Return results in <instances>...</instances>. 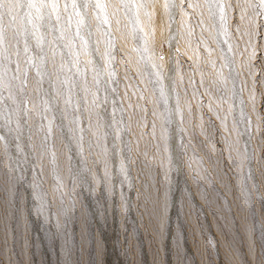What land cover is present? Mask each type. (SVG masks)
Segmentation results:
<instances>
[{"label":"rangeland","instance_id":"rangeland-1","mask_svg":"<svg viewBox=\"0 0 264 264\" xmlns=\"http://www.w3.org/2000/svg\"><path fill=\"white\" fill-rule=\"evenodd\" d=\"M57 2L0 22V264H264L259 0Z\"/></svg>","mask_w":264,"mask_h":264},{"label":"snow or ice","instance_id":"snow-or-ice-1","mask_svg":"<svg viewBox=\"0 0 264 264\" xmlns=\"http://www.w3.org/2000/svg\"><path fill=\"white\" fill-rule=\"evenodd\" d=\"M121 4L124 8L129 10L135 6L131 3L125 2V0H121ZM90 6L100 9H104L106 7V5L100 3L99 0H96L94 4H92V0H83L82 3H79L78 0H70V3L64 4L65 11H67L70 7L77 15H79L78 9H88ZM258 7L264 9V0H259ZM25 9H27L25 14L29 17V22H31V14L33 10H35L37 14V19H40L42 18L40 15L42 10L51 9L55 12L59 9V3L57 0H0V22L4 20L5 16H7L10 18L9 24H11ZM3 41L4 28L0 26V44H2ZM25 51H27V49H25ZM0 139H2V137H0Z\"/></svg>","mask_w":264,"mask_h":264}]
</instances>
